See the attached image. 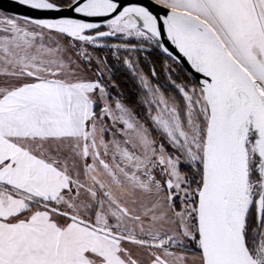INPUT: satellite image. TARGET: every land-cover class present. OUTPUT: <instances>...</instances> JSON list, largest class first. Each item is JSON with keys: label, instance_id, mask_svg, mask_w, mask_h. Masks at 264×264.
Segmentation results:
<instances>
[{"label": "snow or ice", "instance_id": "obj_1", "mask_svg": "<svg viewBox=\"0 0 264 264\" xmlns=\"http://www.w3.org/2000/svg\"><path fill=\"white\" fill-rule=\"evenodd\" d=\"M14 3L57 18L0 19V75L17 81L0 84V264H140L129 244L187 264L169 251L185 238L199 264H264V0ZM165 35L204 78L176 85L181 106L138 74L172 151L72 56L117 37L175 59Z\"/></svg>", "mask_w": 264, "mask_h": 264}, {"label": "rangeland", "instance_id": "obj_2", "mask_svg": "<svg viewBox=\"0 0 264 264\" xmlns=\"http://www.w3.org/2000/svg\"><path fill=\"white\" fill-rule=\"evenodd\" d=\"M10 16L4 15L2 13H0V19L2 18H9ZM12 18V17H10ZM22 23V21H21ZM6 35L5 33L0 32V36ZM122 41H124L121 38ZM44 43L46 45L51 44V46L55 47L56 46V40L55 38L49 40L48 36H45V40ZM61 44H65V41L62 39L60 40ZM119 43V42H118ZM131 44H133L135 47H131V48H114L111 51V61L114 62V67H118L120 66L122 69V71H124L123 73H125L127 75V77H129L130 79H132L133 81V85L136 87V89L134 90L137 98H136V106H134L133 109H130L133 114L136 116V118L143 123L149 130V132L152 134V138L154 140L157 141V143H163L165 145L166 148H168L169 151H172V149L170 148V146L168 145L167 140L162 136V134L153 126L152 120L150 119V111L152 115H155V105H152L151 109L149 108L148 104L143 103L145 95H146V90L142 88V86L140 85L139 82V77L138 74L139 73H143L149 80L150 84L152 85L153 88H159L160 92L165 95V97L170 98V99H174L178 104H180L181 106H183V97L180 95L179 90L176 88V85H182V86H186L188 89H191L193 86L190 85L189 83H187L185 81L182 82L180 81L178 78L173 79L172 77H175L176 75H170L171 73H173L176 69L174 67H171V63L169 62H164V66L166 67V72L168 71V73L165 75V77H162V85L159 84L157 81L153 80V78L149 75H147V72L145 71V69H143L142 64L140 63L141 61H143L144 57L140 56L136 53V49H138L141 45V43L139 41L136 40H132ZM145 45H149L147 43H144ZM143 44V45H144ZM151 47H154L156 49L159 50V48H157L155 45H149ZM87 53L91 56V61L89 62L88 60H82L80 59L78 56H76L75 52L72 53L73 59L77 60L81 65H83V73L82 76L85 79L88 80H96L98 78L102 79L103 84L105 85V87L108 89L110 96L113 100V102L116 99L121 100V91L118 89L117 84L115 83V81H113L110 77V75L107 73L106 69L102 66L99 56H97V54L95 53V51H93L92 48H90L88 45L85 46ZM79 49V44L77 42V51ZM160 51V50H159ZM161 52V51H160ZM0 55H2V53H0ZM138 58L141 59V61L139 62ZM128 60L132 63L133 68L135 69V73L133 72V68H129L124 61ZM169 59V58H168ZM98 61L100 63H98ZM170 67V69H169ZM97 70H102L103 75L102 77H98L97 76ZM160 78V77H159ZM5 81H7L9 84H15L17 83V81L12 78V77H7L4 75H0V84H3ZM165 86L167 88H169V91H165V88L162 87ZM197 88V86H196ZM121 102H123L121 100ZM124 104H126L125 102H123ZM99 107H97L96 111L97 113H99ZM135 109H138L139 113H136ZM108 125H111V121H107ZM149 127H148V126ZM121 127L120 125L117 126V128ZM113 133H115V137L116 139L119 140H123V137L121 136L120 132L117 131V129H110L106 135V139L111 140L113 138ZM110 159V157L108 158ZM181 171L188 174L189 176H193L194 173V169L191 168L188 165H181ZM195 185H193L194 187ZM181 207L180 201L177 198L176 201V210L179 211ZM173 219H175V217H173ZM254 223L253 220H250V227L252 226V224ZM162 232H167L168 234H172V230H173V226L169 225V224H164L161 229ZM177 232L179 231L178 227L175 229ZM145 239H147V237H143ZM179 239V237H178ZM127 247H129L132 250L133 256L138 259L140 261V264H150V260L151 257L149 256V252L147 249L144 248H140L138 246L135 245H126ZM167 247V246H166ZM171 248H174L173 250L169 249V251L174 252L177 256H184L187 260V264H199V261L197 259L198 256V250L196 249L195 244L189 243L187 241V239H184V243L182 245H178V246H173ZM159 251V250H157ZM162 254V253H161Z\"/></svg>", "mask_w": 264, "mask_h": 264}, {"label": "trees", "instance_id": "obj_3", "mask_svg": "<svg viewBox=\"0 0 264 264\" xmlns=\"http://www.w3.org/2000/svg\"><path fill=\"white\" fill-rule=\"evenodd\" d=\"M145 47H139L136 49V53L140 56H143L144 59L141 61L140 58H138L139 62L142 64L143 69L147 72V75L151 76L153 80L157 81L159 84H163L161 78L165 77V75L168 73L166 72V67L164 66V62L171 63V67H174L176 70L171 73L170 75H176L175 77H172L173 79L178 78L180 81L189 83L193 87H196L194 81L188 76V74L179 66L177 65L173 60L168 59L166 55H164L162 52H160L158 49L151 47L149 45H145ZM115 47L109 48L107 50H99L101 53V59L103 63L112 65V69H108L110 73H112V80L115 81L117 84L119 90L123 92L121 93V98L124 100L125 103H128L130 107L133 109L134 106H136V98L137 95L135 93L136 87L132 84L133 81L125 73L122 71L121 67H114V62L111 60V51ZM121 48V47H118ZM170 69V67H169ZM153 71H155V75H153ZM160 77V78H159ZM165 88V91H169V88L162 86ZM136 113H139L138 109H135ZM148 126V125H147ZM149 127V126H148ZM173 250L174 248H169Z\"/></svg>", "mask_w": 264, "mask_h": 264}, {"label": "water", "instance_id": "obj_4", "mask_svg": "<svg viewBox=\"0 0 264 264\" xmlns=\"http://www.w3.org/2000/svg\"><path fill=\"white\" fill-rule=\"evenodd\" d=\"M120 2L123 4H129V3H145L146 4L149 2V0H120ZM153 11L154 13L158 15H163L165 10L159 9V8H153ZM0 13L10 16L12 18H17V19L23 18L25 16L41 18V19L57 18L56 14H52V13L40 14V13L30 12L27 8L15 4L14 0H0ZM68 15L73 16V18H75L74 14L69 13ZM161 42L165 44V46L169 49V51L172 53V56L175 57V59L169 56L167 57L173 60L177 65H179L188 74V76L194 81L197 88H199L200 86L199 82L202 79H204L202 75L199 73H196L195 70L191 68V65L187 62L186 58H183L182 56H180L178 51L175 50L174 46H172L171 43L167 41L166 35L163 37Z\"/></svg>", "mask_w": 264, "mask_h": 264}, {"label": "flooded vegetation", "instance_id": "obj_5", "mask_svg": "<svg viewBox=\"0 0 264 264\" xmlns=\"http://www.w3.org/2000/svg\"><path fill=\"white\" fill-rule=\"evenodd\" d=\"M106 30V29H105ZM119 42V43H118ZM99 44H100V46L99 47H97V46H93V45H88L90 48H92L93 49V51H95V53L97 54V56H99V59H100V62H101V64H102V66L106 69V71H107V73L110 75V77H112V73H110L109 71H108V69H112L113 67H112V65H110V64H105V63H103V61H102V59H101V53L99 52V50H107L108 51V49L109 48H112L113 47V45H117V46H119V45H122V44H124V43H126L125 41H122L121 40V38H117V37H109V38H105V39H103V40H101V41H99L98 42ZM131 45H133V44H131ZM132 46H130L129 48H131ZM138 47H145L144 45H140V46H138ZM121 48H123V47H121ZM125 49V48H124ZM112 79V78H111ZM119 89V88H118ZM122 94H124L123 92H121ZM121 100H122V98H120ZM123 102H124V100H122ZM129 109H132L131 107H130V105L128 104V103H126L125 104ZM99 109V108H98Z\"/></svg>", "mask_w": 264, "mask_h": 264}]
</instances>
